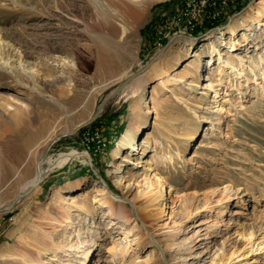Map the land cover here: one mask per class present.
<instances>
[{"label": "rangeland", "instance_id": "1", "mask_svg": "<svg viewBox=\"0 0 264 264\" xmlns=\"http://www.w3.org/2000/svg\"><path fill=\"white\" fill-rule=\"evenodd\" d=\"M185 1H147L145 11L130 18L127 32L113 37L107 15L91 0H0V68H12L28 83L0 69L1 206L34 176L38 158L56 136L87 120L172 37L184 36L178 32L187 26ZM250 1H230L215 22L202 19L192 27L198 40L191 48H176L173 55L166 49L158 59L164 69L153 68L157 60L95 124L52 146L41 181L15 208L0 213V264H264V65L257 64L264 53V25L258 27L264 15L248 40L239 39L243 31L235 42L233 35L205 40L206 32L232 22ZM237 57L248 89L235 100L236 78L231 69L222 75L225 65L219 62ZM148 105L157 116L149 115L151 122L137 137L150 144L138 151L124 147L113 159L118 139ZM216 115L220 123L208 129ZM95 128L107 141L99 156L82 139ZM155 175L166 177L171 191L144 203V194L159 187ZM83 176L87 180L79 187L63 188ZM101 195L125 196L131 220L106 227L111 217L101 212ZM218 203L225 215L215 221ZM117 233L128 239L123 249L111 237Z\"/></svg>", "mask_w": 264, "mask_h": 264}, {"label": "bare ground", "instance_id": "2", "mask_svg": "<svg viewBox=\"0 0 264 264\" xmlns=\"http://www.w3.org/2000/svg\"><path fill=\"white\" fill-rule=\"evenodd\" d=\"M54 1L57 2V0H54ZM147 1H150V0H102V1L91 0V2L93 3L94 9L98 13H104L107 15L106 21L108 23V31L111 34V36H113V37L118 36L120 33H122L124 35L127 32L128 23L130 21V18L135 19L136 17H139L140 14L145 11V6H143V5ZM252 1H254V0H251L246 5L247 7L245 6L243 14L241 11V13L239 15L236 13L238 16L234 17L235 19L234 18L230 19V21H232L234 19L232 22H229L227 25H224V27L218 26L217 28L211 29L208 32H206L205 40L209 39L212 41L211 38H213V37H216L218 39H221V38L225 39L226 37H228V36L230 37L233 35L230 38L235 42V34H237L239 31H243V33H244L243 36H241L239 39H244V41L248 40L247 36L252 31L253 26L255 27V23H257L259 21V18L264 15V0H259L258 2H253V4L250 5V3ZM137 3L142 4L141 5L142 7L133 8L130 5V4H137ZM111 7H113V8L111 9ZM247 20L252 21L253 23L248 24V23H246ZM262 25H264V22L260 21V26H258V27L260 28ZM179 33H181L184 36L178 35L175 38L172 37L170 39L169 44L166 47L167 52L170 55H173L172 52H174V49H176V48H191L198 40L195 38L198 36H193V35L186 36L185 33H182V32H179ZM232 44H234V43H232ZM188 45H189V47H188ZM209 47L213 48V50H212L213 52L218 50L217 46L214 45L213 43L212 44L210 43ZM234 47H237V45L235 44ZM200 48H201V50H203V49H205V46L203 45V47L201 46ZM213 54H217V52H215ZM195 55H200V53L198 52ZM218 58L221 59V57H218ZM156 61H154L153 63H155ZM241 61H242V57H237L236 59L226 58V60H221L219 62V63L222 62L225 65V69L220 71L222 73V75H224L226 73L225 71L231 69L232 75H234L236 78V82L234 84V87H236V95L237 96H236L235 100L240 97L239 95H241V97H243L246 94V91L248 89V86H243V83L240 80V78L244 75L243 64ZM257 64L261 65V66L264 65V53H261L259 55L258 60H257ZM158 67L160 69H164L163 60H158L153 66V68H158ZM0 69H1V72H3L9 78H14V81H16L17 83H19L21 85H25L28 87V83L26 81H23L21 78L18 79L19 75L17 73H15L12 68L7 67V66H2ZM185 72L186 71H183L182 74H184ZM31 73L34 74V73H36V71L32 70ZM209 77H210V75L207 76L208 79H209ZM32 78H33V76H32ZM227 80L229 81V78ZM218 92H219V90H216L215 94L217 95ZM222 93H227V92H222ZM144 98H145V92L142 93L140 99H144ZM4 104L7 105L9 109H12L10 107L11 102L9 100L5 101ZM153 113L155 114L154 117L156 118V116H157L156 108L154 107V105H148V107L145 111V114L136 118V120L133 124L134 126L132 125L125 130V132L118 139L117 146H115L110 152V155L112 156L113 159L118 156L119 152L124 147H128L129 149H131V151H138V149L139 148L141 149L142 146L144 147V146H148L150 144V140L147 137H145L142 141H139V138L137 137V132L140 129H142L143 127H145L147 123L149 124L151 122V116H149V115H151ZM88 119L85 120L84 122L78 124V126H76L75 128L67 130L65 133H72L71 135L78 133V131H76L77 127H79L82 124H85L88 121ZM220 121H221V119H220L219 115L211 117L210 118L211 127L208 129L213 128V125L220 123ZM208 133L209 132H207V134ZM50 141H48V142H50ZM47 147L45 148V150L47 149ZM45 150H44L43 154L45 153ZM43 154L41 153L40 157L38 158V167H37V170H36L34 176L24 184V186L22 187L21 191H19V193L23 192V191H27V189L29 187H31V186H33V185H35L41 181L42 171H43V168L45 166V161L48 157V155H47L45 158H42ZM144 161H145L146 165L147 164L150 165L153 162L151 159V156H147L144 159ZM154 177H156V183L159 187L154 192L148 191L146 194H144L145 195L144 196L145 197L144 203H151V202L155 201L158 197H160L161 193L167 194V193H170V191H171L170 186L168 185V180L166 177L161 178V177H158L157 175H155ZM86 180H87V178L85 176L76 178L75 180H70L63 186V188L64 189H72V187H79ZM28 192L30 193V190ZM222 195L224 197H226L228 195L226 188L223 190ZM236 195H237V199L239 202L242 195H240V193L236 194ZM223 196H221L219 202L221 200H223ZM20 201H18V203L14 207H12L11 209H9L5 212H8V211L12 210L13 208H15L20 203ZM98 201H99V207L102 208L101 212H103V215L107 214V216L111 217L109 222H107L108 225L106 227H110V223L115 224L116 219L117 220L119 219V221L121 219H123L124 221H130L131 220L132 217H131V214L129 213V208H128L129 204H128V201H127L125 196L121 197V196H117V195H114V196H108V195L102 196L101 195L99 197ZM1 205H2V203L0 202V207H1ZM236 205H238V204H236ZM134 206H135V208H139V204L137 205V203H135ZM190 207H191L190 204H188L187 202H184L183 208L185 210H188ZM0 213H3V212H0ZM216 213H217L216 217L214 218L215 221L218 220V217H221V215H223V214L225 215V212L223 210V206H221V203H218V210ZM140 217L138 216L139 219H140ZM150 217H151V219H153L152 216H150ZM222 225H225V223H223ZM148 232L153 238H155L156 235L154 234L152 227L148 229ZM111 237L113 239H115L114 242L116 243L117 248H119V249H123V246H125V244L126 245L129 244L128 239H126V237L121 236L119 233L112 235ZM156 241H158V240L156 239ZM54 249H55V247H54ZM113 252L115 254L116 251H113ZM38 261L40 264H43V262L41 260H38ZM76 262H79V260H76Z\"/></svg>", "mask_w": 264, "mask_h": 264}, {"label": "built area", "instance_id": "3", "mask_svg": "<svg viewBox=\"0 0 264 264\" xmlns=\"http://www.w3.org/2000/svg\"><path fill=\"white\" fill-rule=\"evenodd\" d=\"M230 1L232 0H186V5L182 10L187 15L183 18L184 20L186 19L187 26H179V29H181L179 32L192 33L191 31H195L192 27L200 25L199 23L202 19H208V22H211L212 20L215 22L220 19V16L224 14L228 8H230ZM83 138L92 142L97 156L105 152L107 141L104 137L103 130L98 128H95L92 131L87 130L86 135L83 136L82 139Z\"/></svg>", "mask_w": 264, "mask_h": 264}, {"label": "water", "instance_id": "4", "mask_svg": "<svg viewBox=\"0 0 264 264\" xmlns=\"http://www.w3.org/2000/svg\"><path fill=\"white\" fill-rule=\"evenodd\" d=\"M247 7V6H246ZM245 9V7L243 9H241V11L243 12ZM240 11V12H241ZM239 13V12H238ZM236 15V13L234 14ZM194 32L191 33V35ZM189 35V34H188ZM186 35V36H188ZM168 43L160 50L158 51L155 56L141 69H139L138 71H136L135 73H132L129 77H127L124 81H122L114 90L113 92H111L107 97H105L100 103L99 105L95 108L94 113L91 115V117L88 119V121L85 124L80 125L79 127H77L76 131L81 130L82 128H85L87 126L92 125L99 117H101L102 112L104 111V109L106 108V106L111 103V101L117 97L119 95V93L121 92L122 89L125 88V86L132 81L133 79H135L138 75H140L141 73H143L154 61H156L161 54L164 52V50L166 49ZM72 133H61L59 134L47 147V149L45 150V153L43 154L42 158H45L48 155L49 150L52 148V146L57 143L58 141H60L62 138H65L69 135H71ZM29 194L28 191H23L18 193L14 199L12 201H10L9 204L1 206L0 207V212H5L9 209H11L12 207H14L18 201H20L21 199H23L25 196H27Z\"/></svg>", "mask_w": 264, "mask_h": 264}, {"label": "trees", "instance_id": "5", "mask_svg": "<svg viewBox=\"0 0 264 264\" xmlns=\"http://www.w3.org/2000/svg\"><path fill=\"white\" fill-rule=\"evenodd\" d=\"M115 117H116V116H115ZM96 121H97V120H96ZM96 121H95L93 124H95V123H96ZM93 124H92V125H93Z\"/></svg>", "mask_w": 264, "mask_h": 264}]
</instances>
